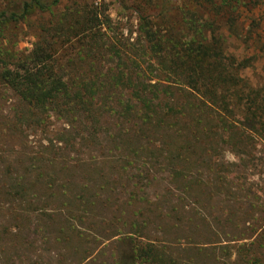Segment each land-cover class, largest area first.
Returning <instances> with one entry per match:
<instances>
[{
    "label": "trees",
    "instance_id": "obj_1",
    "mask_svg": "<svg viewBox=\"0 0 264 264\" xmlns=\"http://www.w3.org/2000/svg\"><path fill=\"white\" fill-rule=\"evenodd\" d=\"M95 1L0 0V264H260L245 245L236 261L230 244L195 240L212 224L184 199L211 186L196 171L219 125L264 129V88L229 50L264 0H188L181 31L141 17L135 40L111 36ZM36 19L32 48L9 46ZM108 137L126 152L106 154ZM143 140L168 152L175 202L143 191L154 179L136 162L160 151ZM97 146L104 155L81 150Z\"/></svg>",
    "mask_w": 264,
    "mask_h": 264
},
{
    "label": "rangeland",
    "instance_id": "obj_2",
    "mask_svg": "<svg viewBox=\"0 0 264 264\" xmlns=\"http://www.w3.org/2000/svg\"><path fill=\"white\" fill-rule=\"evenodd\" d=\"M155 1H157L155 5L149 6ZM171 1V5L166 9L167 12H160L158 6L160 0H96L95 5H101L102 10L111 16V36L118 38V31H123L124 36H132V40H135L139 36L138 25L141 17H150L152 20L155 16L154 20L160 23L162 32L168 30L167 24L162 26V19L170 20L175 24V29L181 31L180 22L185 4L189 2L188 0ZM38 24L36 19L32 28L21 25L18 37L14 38L9 46L20 52L29 51L36 40ZM240 27L245 37L241 40L230 38V53L239 56L240 61H245L244 64L248 66L243 72L245 76L255 86L264 88V2L253 14L244 13ZM1 93L3 107L6 109L10 104L9 100L13 97L7 92L1 91ZM53 125L59 128L61 122L54 121ZM220 128L219 125L215 131L217 136L209 145L214 151V156L211 161L201 160L196 171L201 178L205 177L207 180L211 178V186L202 188L196 193L185 194L190 196L184 199L186 208L198 211L212 224L211 230L201 225L198 234L193 238L201 243H207L212 239L224 241V244H230L235 252L233 260L237 261L244 253L250 260L259 258V263L264 264V129L252 133L238 121L229 130L224 131ZM108 139L109 137L105 141L106 154L126 152L122 146L118 149L111 147ZM30 140L35 142L37 137L33 136ZM143 141L145 142L139 143L138 147H149L154 150L157 146L160 150L151 153V158L143 155L142 159L138 158L140 161L136 162L140 166L139 171H143L144 178L154 179L150 187L144 188L143 191L151 195L154 193L167 195L172 192L174 195L171 199L175 202L178 196L182 195V187H180V179L171 174L165 160L168 152H165L164 147L158 143L156 145L147 140ZM81 150L87 154L86 156L104 155L99 146L93 149L83 147ZM144 183L147 184V180ZM199 222L204 223L202 220ZM242 245H245L242 253L236 252L235 250H239ZM218 256L221 259L224 252L219 251Z\"/></svg>",
    "mask_w": 264,
    "mask_h": 264
}]
</instances>
